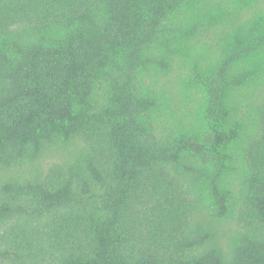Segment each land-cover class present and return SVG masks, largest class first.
<instances>
[{
	"label": "trees",
	"instance_id": "trees-1",
	"mask_svg": "<svg viewBox=\"0 0 264 264\" xmlns=\"http://www.w3.org/2000/svg\"><path fill=\"white\" fill-rule=\"evenodd\" d=\"M0 264H264V0H0Z\"/></svg>",
	"mask_w": 264,
	"mask_h": 264
}]
</instances>
